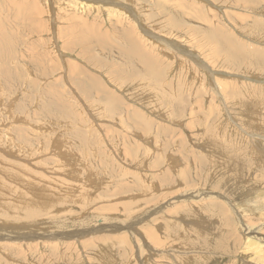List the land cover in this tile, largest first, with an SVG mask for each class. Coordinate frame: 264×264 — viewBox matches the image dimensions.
<instances>
[{
    "label": "rangeland",
    "instance_id": "374dc122",
    "mask_svg": "<svg viewBox=\"0 0 264 264\" xmlns=\"http://www.w3.org/2000/svg\"><path fill=\"white\" fill-rule=\"evenodd\" d=\"M59 1H24L36 8L32 15L0 0V37L9 45L0 52V264H159L161 256L175 263L183 250L188 264H245L243 251L218 246L231 238L225 217L236 233L264 237V83L245 81H264V61L251 54L264 51V0ZM115 9L127 14L116 19ZM136 16L146 31L190 52L150 46L131 22ZM219 34L240 46L238 56L214 50ZM193 54L236 76H216ZM197 190L201 201H182ZM212 194L224 197L219 207H211ZM87 211L106 228L78 247L63 240L37 255L20 246L60 233L51 220L71 224ZM165 220L182 228L183 240L173 231L172 241L183 250L147 238ZM116 223L124 228H109Z\"/></svg>",
    "mask_w": 264,
    "mask_h": 264
},
{
    "label": "bare ground",
    "instance_id": "6f19581e",
    "mask_svg": "<svg viewBox=\"0 0 264 264\" xmlns=\"http://www.w3.org/2000/svg\"><path fill=\"white\" fill-rule=\"evenodd\" d=\"M8 1H10V4L13 6V7H16V8H19V9H21L19 12L21 13V14H24V13H26V11L27 12H29L30 11V13L33 15V13H35V10H36V8L34 7V6H31L30 7V5H26V4H24V1L26 2V0H22L23 1V3H20V4H18V3H16L15 1L14 2H12L11 0H8ZM20 1V0H19ZM61 1V0H60ZM59 1V2H60ZM66 1V0H65ZM75 1V0H74ZM116 1V0H115ZM114 1V2H115ZM31 2H33V1H31ZM76 3H78V1L76 0L75 1ZM37 3H38V1H37ZM63 4V3H62ZM26 5V6H25ZM39 5H40V3H39ZM40 7H41V5H40ZM33 10H32V9ZM105 8V7H104ZM80 8H76V12L78 11V14L80 15V17L82 18V14H83V12H81L80 10H79ZM125 9L126 10H128L130 13L132 12L133 13V9L134 8H128L127 6L125 7ZM39 10V9H38ZM37 10V11H38ZM44 11H45V9L43 8L42 9V11H41V13H39V11H38V13L39 14H43L44 13ZM49 11V9L48 8H46V13ZM50 12L52 13H54V11H52V10H50ZM56 13V12H55ZM53 14V15H49L50 17H51V22H52V24H53V22H54V20H55V15L56 14ZM124 13H126L127 14V12L126 11H124ZM248 14H251V15H253L254 13L253 12H250V11H248ZM131 15V14H130ZM250 15V16H251ZM43 16V15H42ZM58 16V15H57ZM126 16V15H125ZM249 16V15H248ZM48 17V16H47ZM27 18V17H26ZM26 18H24V19H26ZM30 18H31V16H30ZM44 18V17H43ZM56 19H57V17H56ZM83 19V18H82ZM20 20H22L21 18H20ZM135 22L134 21H131V22H133V23H136L135 25V28L137 27V28H139L140 29V33H145V35H147L148 37H149V39L150 40H157V41H162L163 42V44H166V45H173V44H175V45H177L182 51H184V52H186V53H189L190 52V50H188V49H185L184 47H181L177 42H175V41H173V40H171V39H168V38H165V39H163L161 36H159V34H151L150 32H148V31H146L145 29H144V27H143V23H142V20L139 18V17H135ZM42 21V20H41ZM56 21V20H55ZM129 21V20H128ZM170 21V20H169ZM37 22H39L40 24H41V22L40 21H38V19H37ZM39 23H38V25H39ZM132 23V24H133ZM32 24L34 25L35 23L34 22H32ZM130 24V23H129ZM128 24V25H129ZM253 24L255 25V24H257V22H253ZM202 25L203 26H205L207 29L208 28H210V26L207 24V21H205V24H203L202 23ZM41 26V25H40ZM86 27H88L87 25H85ZM133 26V25H132ZM43 28H44V23H43V26H42ZM41 27V28H42ZM129 27V26H128ZM35 28V27H34ZM41 28H39V29H41ZM134 28V29H135ZM137 28H136V30H137ZM89 33H91V31H88V32H84L83 34H80V36H86V35H88ZM208 36H211L212 37V35H208ZM219 36H220V34H219ZM219 36H215L216 38H215V40L213 41L214 42V45H215V47H214V50H221V51H225V52H227V53H230L231 54V56L232 57H235V56H238L237 55V49L238 48H240V46L236 43V42H234V41H232V40H229V39H226V38H224V36L221 34V38L219 37ZM213 39V38H212ZM0 42H1V45L3 46V48H2V46H0V52H2L3 54H4V52H3V49H6V48H8L9 47V45L8 44H6V42H8V39H6L5 37H0ZM250 40H251V43L250 44H252V46L254 45V44H256V43H258L255 39H252V38H250ZM229 46H231V48H229ZM251 54H255L256 55V57L252 60V62H254V63H259V62H261V61H264V51H263V49H253V51H252V53ZM194 55V57H195V59L197 60V62H196V65L197 66H200V67H202V68H204V69H206V70H208V71H211L212 73H216V76L217 75H219L222 71L221 70H216V69H214V68H210V66H209V63H208V59H206V58H204L203 56H201L200 54H193ZM192 59V58H191ZM230 61H231V63L232 64H235V60L234 59H230ZM247 62H249V60H247V61H245V63H247ZM220 72V73H219ZM222 74H226L227 76H230V77H234V76H236V73H234V72H232V71H223L222 72ZM214 79H215V76H212ZM245 81L248 83V84H250L249 82H251V81H253V82H256L257 84H261V83H264V81H262V80H258V79H255V78H247L246 76H245ZM251 85V84H250ZM250 88L251 87H249V85H248V90H250ZM91 115V114H90ZM97 119V118H96ZM97 125V124H96ZM13 135V134H12ZM11 135V136H12ZM129 136V135H128ZM14 138V137H13ZM11 139V138H10ZM9 140V139H8ZM10 144H11V142H10ZM9 146V145H8ZM12 146V145H11ZM16 147V146H15ZM4 149V148H3ZM6 149V148H5ZM8 150V149H7ZM9 150H13V148L11 149V148H9ZM18 151V150H17ZM258 151V150H257ZM10 152V151H9ZM8 152V153H9ZM15 152H16V150H15ZM11 153V152H10ZM12 154H13V152H12ZM17 154H18V152H17ZM11 155V154H10ZM12 156H14V155H12ZM64 158V157H63ZM66 159V158H65ZM3 166V165H2ZM9 166V165H8ZM5 167V166H4ZM5 169V168H4ZM1 170V169H0ZM3 171V170H2ZM5 172V171H4ZM3 174H5V173H3ZM58 175H60V174H58ZM4 177V176H3ZM6 177V176H5ZM4 177V178H5ZM8 178V177H7ZM1 182V181H0ZM4 184V183H3ZM11 187V186H10ZM264 188V187H263ZM263 188H261V191H260V193H259V197H260V202L259 203H264V189ZM179 194H176L174 197H176V196H178ZM180 196V195H179ZM173 197V198H174ZM202 197H205V196H203L202 195V193L199 191V190H197L196 192H195V195H189V194H187L186 196L184 195L183 196V198H182V201H190V200H196V201H201V199H202ZM218 197H222V198H224L223 196H221V195H217V194H212V196H211V203H212V201H213V203H215V204H211V207H219V205H218V201H217V199L216 198H218ZM172 197H171V199H173ZM226 200H227V202H226V204H224L223 203V205L225 206V205H228L229 206V208H230V214H233V213H235V211L233 210L234 209V207H233V205L231 204V202L227 199V198H225ZM43 200H45V199H43ZM34 202H36V200H34ZM175 202H177V200H175L174 199V201L172 202V205H174L175 206ZM171 205V204H170ZM264 206V205H263ZM170 207V206H169ZM172 207V206H171ZM158 209V208H157ZM170 209V208H169ZM173 209V208H172ZM263 209V208H262ZM164 211H166V210H164ZM263 211V210H262ZM169 213V212H168ZM37 214V213H36ZM234 215V214H233ZM168 216V215H167ZM146 217V216H145ZM145 217H143V218H145ZM36 218V217H35ZM149 219V218H148ZM147 219V220H148ZM35 220V219H34ZM239 220H241V219H239ZM248 224H250L251 226H253V227H255V225L257 224V222H255L254 220H250V219H248V218H245L244 219ZM36 221H38V220H36ZM45 221V220H44ZM145 221V220H144ZM51 222V224H53L54 225V227L56 228L57 227V231L58 232H60L61 233V235H58V234H60V233H58V234H50V235H45V233H43L45 236H43L42 238H38L37 240H35V241H31V242H22L21 240L19 241V244H20V246L21 247H27V249L29 250V251H41V249H45L50 243L52 244V245H59V244H61V245H63V243H65V242H63L62 243V241L64 240H66L67 242V245H71V244H73V243H78L80 240H82V238L86 235V234H88V231L87 230H82V231H79L78 230V228L80 227L79 226V224H75V223H71V224H67L66 222H68V221H66V222H62V223H58V222H56V221H54V220H51L50 221ZM71 222V221H70ZM69 222V223H70ZM46 223V222H45ZM21 224H23V223H21ZM33 224V223H32ZM32 224H30V225H32ZM34 224H38V223H34ZM40 224V223H39ZM47 224V223H46ZM45 224V225H46ZM41 225V224H40ZM42 225H43V223H42ZM41 225V227H43ZM44 225V226H45ZM100 225V223L99 222H97V221H94L93 223H92V227L94 228V229H96V228H98V226ZM200 225V224H199ZM23 226V225H22ZM37 226V225H36ZM33 227V225L31 226V228ZM48 228H49V226H48ZM200 228H201V225H200ZM166 229L168 230L169 229V227L168 226H166ZM30 230V229H29ZM28 230V231H29ZM235 228L233 227V231L229 234V235H224V236H226V237H230V235H231V238H228V239H226L220 246H218V247H221V248H223V249H225L227 252H229L230 254H232L233 255V253L235 252V250H233L234 248H236V250H237V256L239 255L240 257L244 254V256H246V258L248 259V261L247 262H245V264H264V237L263 238H259V234H260V232L259 231H257L256 229H254L253 230V235L251 236V238H250V229L249 228H239L238 229V232L236 233L235 231ZM31 231H32V229H31ZM49 231V230H48ZM57 231H56V233H57ZM71 231H75L74 232V234H70L71 233ZM179 232V234H177ZM34 233V232H33ZM36 233V232H35ZM255 233H258V234H256V235H254ZM40 234H42L41 232H40ZM175 234H177L179 237V239H182L181 237H180V231H175ZM221 236V233L219 232L218 233V237H220ZM27 238H30V236H28ZM237 239V242L235 243V244H233L232 242H231V240L232 239ZM257 242H256V241ZM250 241H253L254 243H253V245H248V246H246V247H244V246H239L240 244L241 245H244V243H246L247 244V242H250ZM216 242H217V240H216ZM39 243V244H38ZM27 244H29V246L27 245ZM41 244V245H40ZM245 244V245H246ZM65 246H66V244H64ZM161 245V244H160ZM163 246L164 245H161L160 247H162L163 248ZM165 247V246H164ZM199 247H201V246H199ZM202 247H203V245H202ZM42 250V251H43ZM172 250H176L175 248L174 249H172ZM197 250V249H196ZM242 251H243V254H242ZM185 253L187 254V256L185 257L184 255L182 256V257H179V258H176L177 260H175V263L172 261V262H170V263H167V264H188V262L186 263V261H190L189 259H188V257H190V255H189V253H187L186 251H185ZM198 253V252H197ZM200 253V252H199ZM178 256V255H177ZM176 256V257H177ZM236 257V256H235ZM243 257V256H242Z\"/></svg>",
    "mask_w": 264,
    "mask_h": 264
},
{
    "label": "crops",
    "instance_id": "0c3cea01",
    "mask_svg": "<svg viewBox=\"0 0 264 264\" xmlns=\"http://www.w3.org/2000/svg\"><path fill=\"white\" fill-rule=\"evenodd\" d=\"M125 7L126 6H123V8L125 9ZM113 12L114 13H110V14H113V16H116V19L118 18V19H120V18H122V15H123V13H124V10H122L121 12L119 11V10H117V9H115V10H113ZM121 16V17H120ZM149 43V45L151 46H154L155 45V47H156V49H159L157 46H159V47H162L161 46V43L158 41L157 43L155 42V40H152V41H149L148 42ZM145 51H141V49H140V53L141 54H143V55H145V56H148V57H151V56H149L148 54H146V52L144 53ZM148 52V51H147ZM163 52H165V51H162L161 50V53H163ZM169 53H171V52H169ZM176 53H171L170 55H175ZM157 57H159V56H157ZM146 111H148V110H146ZM145 111V112H146ZM125 164V163H124ZM125 166V165H124ZM126 166H128V165H126ZM131 166V165H130ZM130 166H128V167H130ZM126 175H129L128 174V171L127 170H125V173H124V176H126ZM131 176V175H130ZM133 179H135L133 176H131ZM120 188V187H119ZM121 190H122V188H120ZM165 199H166V197L163 199L164 201H165ZM163 201V202H164ZM158 203L159 202H157V203H154L153 205H158ZM162 203V202H161ZM89 211H87V212H85V213H83V215H84V218H80V219H78L76 222H75V224H79V228H78V230L79 231H82V230H87L88 231V234H86L83 238H85L87 235H90V233H92V231L93 230H96L97 232H100V231H102L103 229H105L106 228V224H104V223H100V225L98 226V228H96V229H94L93 227H92V223L95 221L94 220V217H92L91 216V214H89L88 213ZM126 218H128V217H126ZM125 218V219H126ZM51 220V219H50ZM126 220H128V219H126ZM56 222H58V223H62L63 222V220L62 219H60V220H57ZM102 222H108L107 220H106V218L102 221ZM167 222H169V224H167ZM84 223H88V225L86 226V227H82V225L84 224ZM160 224V223H159ZM158 223H156V225H155V228H152V229H154V230H156V232L160 235V237H157V235L154 233V231L152 230V229H150V230H148V236H147V238H153L154 239V241L156 242V245H158V247H160L161 245H164L166 248L164 249V250H166L167 248H177V249H179V250H183V249H180V247L179 246H177L176 244L178 243H176L175 241H172L173 239H174V235L172 234L173 233V231H181V229H180V227H178L177 229H174L175 227L173 226L174 224H178V223H175V222H173V221H167V220H165V222H162V224H160V227L158 226L159 225ZM25 224H23V226H24ZM130 226H132V225H130ZM163 226H164V228H165V232H164V230L162 231V229H163ZM165 226H168L169 227V229L167 230L166 229V227ZM144 227H147V226H144ZM222 227H223V230L225 231V235H229L232 231H233V228L231 227V224H230V221L225 217V220H224V223H223V225H222ZM109 228L110 229H114V228H117V229H120V228H124V227H122L121 226V224H119V223H116V224H113V225H111V226H109ZM124 230H126V229H124ZM123 230V231H124ZM185 233V232H184ZM165 234H166V237H165ZM83 238H82V240H80L77 244L76 243H73V244H71V245H75L76 247H78L77 245L78 244H82V243H85V240H83ZM122 238H126V237H123V236H120V238H119V240L120 239H122ZM99 239V238H98ZM109 239H111L112 240V237L111 238H107V237H104L103 238V242H106V241H108ZM131 239H133L134 240V242L137 244L138 243V241H136L135 239H134V236H131ZM179 238H176L175 240H178ZM180 240H183V239H180ZM161 244V245H160ZM26 249H27V247H26ZM28 250V249H27ZM29 251V250H28ZM175 252H178V250H174ZM184 252H185V250H183ZM29 252H32V251H29ZM33 252H35V251H33ZM32 252V253H33ZM38 253H37V255H39V254H41V255H46V249H44L43 251H37ZM160 252H164L163 250L162 251H160ZM29 254L28 256L29 257H31V258H34L36 255H34L33 256V254ZM35 254V253H34ZM185 255V254H184ZM171 260L170 261H165V258L163 257V256H161V258H159L157 261L159 262V264H164V263H170V262H172L173 260H174V258L172 257V258H170Z\"/></svg>",
    "mask_w": 264,
    "mask_h": 264
}]
</instances>
